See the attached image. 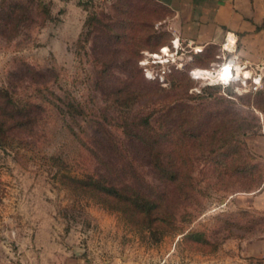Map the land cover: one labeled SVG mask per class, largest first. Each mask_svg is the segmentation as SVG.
Here are the masks:
<instances>
[{"label":"rangeland","instance_id":"rangeland-1","mask_svg":"<svg viewBox=\"0 0 264 264\" xmlns=\"http://www.w3.org/2000/svg\"><path fill=\"white\" fill-rule=\"evenodd\" d=\"M14 1L25 7L24 16L15 27L0 21V86L45 103L32 136L16 134L46 153L60 154L77 171H98L100 159L112 158L110 144L90 135L95 128L107 130L120 142L122 158L125 154L149 185L163 191L181 230L202 231L214 247L198 248L183 241L181 233L150 240L117 212L60 187L50 164L1 146L0 216L5 211L6 221L14 222L10 197L17 193L24 216L30 210L39 217L45 213L60 248L98 264H262L249 247L264 235V111L249 103L256 90L264 89V55L248 63L235 50L207 45L197 56L200 46L182 39L170 11L152 0H0V17ZM162 45L166 54L159 52ZM155 52L154 59H166L152 63ZM224 61L233 68V79L225 85L217 79L229 73L228 66L219 69ZM133 87L143 95L122 105L116 91ZM49 90L80 106L82 114L59 113L42 96ZM147 112L156 125L161 121L168 127L184 116L200 130L203 140L186 138L193 163L190 199H179L170 184L156 178L143 147L123 137L119 117ZM241 116L250 125L234 134L242 154L233 162L258 165L249 174L219 173L222 166H214L206 151L219 143L207 145L206 134L216 123L227 129Z\"/></svg>","mask_w":264,"mask_h":264},{"label":"trees","instance_id":"trees-1","mask_svg":"<svg viewBox=\"0 0 264 264\" xmlns=\"http://www.w3.org/2000/svg\"><path fill=\"white\" fill-rule=\"evenodd\" d=\"M152 1L162 5L156 0ZM23 7L19 1L10 3L9 12L1 14V24L3 26L11 24V27H15L24 16L25 7ZM155 38L159 36L156 35ZM201 51H196L197 56H200ZM47 92V95H42L45 102L59 113L71 116L74 113L82 114L80 106L63 99L52 90ZM141 95H143L142 90L134 87L124 92L120 89L116 91V98L122 105L125 99ZM44 104L18 97L6 87L0 86V146L20 150L28 159L50 164L54 167L52 177L60 187L80 194L103 208L117 212L129 228L146 232L150 240L156 241L170 233H181L183 241L195 243L198 248H202L204 244L210 245L211 249L214 247L202 231L181 230L176 222L174 206L169 204L163 191L149 185L125 154L122 158L120 142L111 137L107 130L95 128L90 135V140L104 139L110 144L106 147L112 158L108 157V161L100 159L103 167L98 171L86 169L77 171L74 164L66 161L60 154L46 153L41 145L35 144L27 137L17 135L16 132H26L27 136H32V126L38 122V113L45 109ZM249 104L264 111V89L256 90ZM189 109L191 111L192 107L190 106ZM244 120V116L237 118L234 125H230L227 129H224L225 125L222 126L223 122L216 123L206 134L207 145L219 143L217 147H209L206 150L211 154L210 160L214 166H222L216 169L219 173L249 174L250 169L258 165L247 161L240 164L233 162L235 155L241 157L242 154L234 134L240 129H243V132L244 128L250 125L243 123ZM154 122L151 112H147L139 116H120L117 124L126 140L137 142L143 147L147 164L155 177L170 184L179 199H190L194 188L191 174L193 163L186 138H192V142L203 140L200 130L191 125L192 119L186 120L184 116L173 119L168 127H164L161 121H158L157 125ZM163 142H166L165 147H161Z\"/></svg>","mask_w":264,"mask_h":264},{"label":"crops","instance_id":"crops-1","mask_svg":"<svg viewBox=\"0 0 264 264\" xmlns=\"http://www.w3.org/2000/svg\"><path fill=\"white\" fill-rule=\"evenodd\" d=\"M156 1L170 11L171 23L178 35L200 46L198 51L202 50L201 46L216 45L226 53L235 50L248 63L264 55V0ZM187 22L191 25L185 28ZM10 199L14 204V222L6 221V212H2L0 264H98L86 256L72 257L65 252L53 239L52 226L45 213L39 217L30 210L24 216L17 193ZM252 247L253 257L264 260V235L255 238L249 249Z\"/></svg>","mask_w":264,"mask_h":264},{"label":"built area","instance_id":"built-area-1","mask_svg":"<svg viewBox=\"0 0 264 264\" xmlns=\"http://www.w3.org/2000/svg\"><path fill=\"white\" fill-rule=\"evenodd\" d=\"M227 42V38H226V40H225V43ZM230 43L233 45L234 44V39H232L231 41H230ZM167 47V46H166ZM162 48H163V45L159 48V52H163L162 51ZM167 50H168V47H167ZM163 54H166V52L164 53L163 52ZM151 61H152V63H154V62H158V63H161V62H163L162 60L163 59H166V57H164V56H160V58H158V59H154V58H156V56H158V54L155 52V53H151ZM140 62V64H146L147 63V59H146V61H143V60H140L139 61ZM228 66V67H225V66ZM229 65H231L230 63H228L227 61L225 62H223L220 66H219V69H221L222 71H223V69H224V67L226 68V70H229V73H227L226 75H225V78L224 79H221V78H217V79H219L220 81H219V83H221V84H223V85H225V84H228L232 79H233V74H232V71H233V68H231ZM192 77H195L194 75H191ZM159 79L160 80H162V76H161V74L159 75Z\"/></svg>","mask_w":264,"mask_h":264},{"label":"bare ground","instance_id":"bare-ground-1","mask_svg":"<svg viewBox=\"0 0 264 264\" xmlns=\"http://www.w3.org/2000/svg\"><path fill=\"white\" fill-rule=\"evenodd\" d=\"M165 51V50H164Z\"/></svg>","mask_w":264,"mask_h":264}]
</instances>
